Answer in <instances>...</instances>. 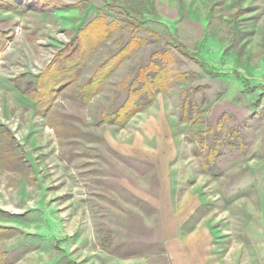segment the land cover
Returning a JSON list of instances; mask_svg holds the SVG:
<instances>
[{"label":"rangeland","instance_id":"1","mask_svg":"<svg viewBox=\"0 0 264 264\" xmlns=\"http://www.w3.org/2000/svg\"><path fill=\"white\" fill-rule=\"evenodd\" d=\"M99 15L120 27L89 51ZM15 16V50L39 43L41 70L15 50L0 65V264H264V0H0V22ZM152 61L135 89L157 66L165 89L117 122ZM56 74L77 78L36 107Z\"/></svg>","mask_w":264,"mask_h":264},{"label":"trees","instance_id":"2","mask_svg":"<svg viewBox=\"0 0 264 264\" xmlns=\"http://www.w3.org/2000/svg\"><path fill=\"white\" fill-rule=\"evenodd\" d=\"M133 26V24H130ZM120 27V24L117 21H110L108 22L103 15H99L96 17L93 21H91L84 29L80 31V38L82 36V40L87 41V46L85 48H88L89 51H93V47H95L98 43H100L102 40H108L111 38V32ZM146 40L141 37H134L123 49H121L119 52H117L115 55L110 57L107 61H105L103 64L99 65L95 72L92 75L91 80L86 84L85 89H91L89 94L84 99L85 102L90 100V98L93 96L94 92L100 91L102 88L103 82L111 76L114 71L121 66L122 62L133 52L134 49L140 47L141 45L145 44ZM174 47L179 49L181 53H183L187 57L194 58V55L189 52V48L186 44L180 43L175 44ZM88 51V56L86 58H89L90 54ZM161 52H156L153 54V58L159 56ZM57 57V56H56ZM86 60V59H84ZM155 64L154 61L150 62L148 66L142 67L139 70L138 77L133 81L132 87L130 89V94L128 99L126 100L125 104L119 109L118 116L116 117L117 113H111L106 116V118H113L116 117L115 120L117 122H124L122 121L121 117L122 115L120 113H125V117H130L132 115V112L126 113L128 110L132 111L135 109H140L145 107L147 104H137L136 98L140 95V93L144 89H148L149 84L154 85L159 88L165 89V86L163 82L156 83L159 81L161 75L163 74L164 66H157V74L151 77H147L150 79V83H144L142 88L135 89V85L142 80L145 73L152 68V65ZM80 64H78L79 66ZM75 68L73 65L68 64L67 71H71ZM55 69L53 64H50V66L40 75L44 76L49 73L50 70ZM70 69V70H69ZM73 75V74H72ZM64 76L63 78H56L57 74L51 78L48 79L46 83L45 89L42 88L44 85L40 81H38V87L40 86L41 89L39 91H34L32 94H30V97L36 102V105L38 108H43L44 104H47L48 102L54 101L57 95L59 94V91L64 88L71 85L74 80L77 78V74H74L73 76ZM164 81V80H162ZM44 85V86H45ZM45 108L43 110V113H46L48 110ZM125 120V119H123Z\"/></svg>","mask_w":264,"mask_h":264},{"label":"crops","instance_id":"3","mask_svg":"<svg viewBox=\"0 0 264 264\" xmlns=\"http://www.w3.org/2000/svg\"><path fill=\"white\" fill-rule=\"evenodd\" d=\"M17 16H15L14 18H8L9 21L8 22H0V42L3 44L2 47L0 48V65L2 66L4 63V59L7 56V54L9 53V51H14L15 49L17 50L19 47L17 46V43L19 42L18 40H20V45L22 46L25 45L24 40H22V34H21V27H22V23L18 22L16 19ZM27 39V38H26ZM40 48L41 45L39 43H36V46H33V44H31V46H27V48H25V52H19L16 51L17 53H28L29 55L32 53L33 57L31 59L32 64L31 67H29V70H41L40 69V65H41V61H40ZM31 49V50H28ZM4 69L0 68V79L1 78H5L3 76V72ZM25 78H39L40 75H36L33 76L32 74L30 75H26L24 76ZM5 86H8V84L5 82L3 83ZM33 100V99H32ZM34 101V100H33ZM35 102V101H34ZM36 103V102H35ZM37 107V105H35ZM223 169V168H222ZM176 241L178 244H180V246H184L185 245V240L184 237L182 236V234L180 233L177 237H176ZM210 243V242H209Z\"/></svg>","mask_w":264,"mask_h":264}]
</instances>
